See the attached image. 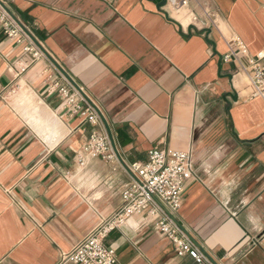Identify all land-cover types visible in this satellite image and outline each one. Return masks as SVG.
<instances>
[{
	"label": "crops",
	"instance_id": "0c3cea01",
	"mask_svg": "<svg viewBox=\"0 0 264 264\" xmlns=\"http://www.w3.org/2000/svg\"><path fill=\"white\" fill-rule=\"evenodd\" d=\"M5 1L47 56L0 29V264H74L153 146L192 152L175 214L190 238L216 264H264V98L248 64L264 54V0ZM56 67L98 104L117 159L78 167L93 126L49 94ZM106 243L117 264H199L139 217Z\"/></svg>",
	"mask_w": 264,
	"mask_h": 264
},
{
	"label": "built area",
	"instance_id": "2783aa9c",
	"mask_svg": "<svg viewBox=\"0 0 264 264\" xmlns=\"http://www.w3.org/2000/svg\"><path fill=\"white\" fill-rule=\"evenodd\" d=\"M189 0H169L176 10L184 8ZM0 29L5 37L22 47L32 61L47 56L46 49L29 27L17 19L5 0H0ZM241 47L230 55L246 53ZM242 50V51H241ZM264 54L250 57L251 86L253 96L264 98ZM57 68V78L48 87L49 94L59 98L58 108L69 118L79 117L93 126L81 152L76 153L78 167L85 169L95 158L113 160L119 157L113 135L96 102L85 89L64 70ZM131 181L122 191V205L104 218L98 228L82 240L65 256L66 262L74 264H117L116 250L106 243L112 231L119 230L133 217L140 224L151 225L161 235L171 240L178 256L188 255L199 264H216L188 235L175 219L184 202L187 182L194 178L195 166L191 151L153 146L146 159L136 160L129 166Z\"/></svg>",
	"mask_w": 264,
	"mask_h": 264
},
{
	"label": "rangeland",
	"instance_id": "374dc122",
	"mask_svg": "<svg viewBox=\"0 0 264 264\" xmlns=\"http://www.w3.org/2000/svg\"><path fill=\"white\" fill-rule=\"evenodd\" d=\"M22 91H23V90H22ZM22 91H20V92H22ZM20 92H19V93H20ZM13 93H14V94H17L18 92H16V93H15V92H13ZM13 93H12V94H13Z\"/></svg>",
	"mask_w": 264,
	"mask_h": 264
},
{
	"label": "bare ground",
	"instance_id": "6f19581e",
	"mask_svg": "<svg viewBox=\"0 0 264 264\" xmlns=\"http://www.w3.org/2000/svg\"><path fill=\"white\" fill-rule=\"evenodd\" d=\"M54 124V123H53ZM54 126V125H53Z\"/></svg>",
	"mask_w": 264,
	"mask_h": 264
}]
</instances>
